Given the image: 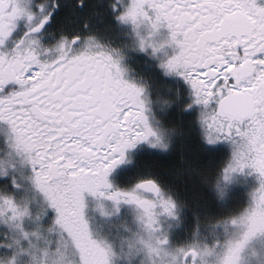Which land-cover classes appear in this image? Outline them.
<instances>
[{"label":"snow or ice","instance_id":"1","mask_svg":"<svg viewBox=\"0 0 264 264\" xmlns=\"http://www.w3.org/2000/svg\"><path fill=\"white\" fill-rule=\"evenodd\" d=\"M48 7L0 0V46L25 24L0 51V264H264V0H111L116 20L150 28L136 33L141 51L174 48L159 66L182 77L201 106L202 148L176 172L196 177L192 201L153 177L110 182L126 150L145 142L167 153L177 133L152 116L145 85L128 78L120 53L95 37L61 36L43 49L54 58L42 59L35 35L51 19ZM161 28L168 38L153 39ZM221 142L231 156L217 167ZM245 171L258 185L245 206L228 208L225 190ZM86 197L108 220L128 206L131 222L101 235Z\"/></svg>","mask_w":264,"mask_h":264},{"label":"flooded vegetation","instance_id":"2","mask_svg":"<svg viewBox=\"0 0 264 264\" xmlns=\"http://www.w3.org/2000/svg\"><path fill=\"white\" fill-rule=\"evenodd\" d=\"M37 2H39V0H37ZM46 2L49 4L46 11L51 13V19L44 28L35 35V38L44 33H47L52 37L50 39L51 42L53 39L58 41L61 36H82L83 32L85 34L88 33L98 36V29L107 24L109 31V38L107 40L108 48L118 50L117 46L119 41L128 44L129 49L127 51L119 52L123 58L122 64L129 69V79L145 85L147 89V101H158L160 97L170 100L173 106V109L168 111L170 116L175 113V104H179L180 102L187 103L194 100L190 86L182 77L177 75H166L163 69L159 66L161 61L166 58V55L170 56L174 54V48L166 45L155 54H153L151 48H146L144 51H141L140 48L133 49V46H139V37L136 34L137 31H139L140 35L147 36L150 28L147 25H141L139 29H134L131 24L121 23L116 20L115 13H113L110 7L111 0H94V5L93 3L92 5H89L84 0L82 7L77 5V0L76 2H74V0H46ZM74 3H76L77 7L76 12H74L73 9ZM53 4H58V7L53 9ZM99 10L102 11V14ZM65 15L72 16L79 24L78 27L74 28L72 31L59 30L57 28V23L63 24L62 18ZM20 22L23 21H19L18 23ZM85 25H87V27H85ZM167 38V28H161L153 37L155 40H165ZM126 39H128V42H126ZM48 47H50V44ZM47 53V55L42 54L41 58H54V51H49ZM15 87V85L10 86L12 89ZM153 110L156 111L157 108ZM138 147L139 145L137 144L134 148L126 150V152H133L135 159L133 161H127L129 165H125V167L119 169L116 173V177L118 178L115 179V183L123 188L131 186L137 182L138 179L153 177L164 182L167 186L171 187L175 193H178L172 183L173 176L171 175L172 172L170 170L166 171L165 174H161V176L158 172L154 173L151 170H148V167L144 166L149 161L148 159L166 158V160H164L165 163L161 162L158 163V165L161 168H170L173 163H171L169 159L173 155L174 149L169 154L161 155L159 153H154L153 151L150 152L146 149L140 152ZM218 148L221 155H224L226 150H231L230 145L227 142L219 143ZM134 150L136 151L134 152ZM124 162H122L121 165L124 164Z\"/></svg>","mask_w":264,"mask_h":264},{"label":"rangeland","instance_id":"3","mask_svg":"<svg viewBox=\"0 0 264 264\" xmlns=\"http://www.w3.org/2000/svg\"><path fill=\"white\" fill-rule=\"evenodd\" d=\"M24 31H25V24L23 21V22L18 23L17 29L13 32L12 36L6 41L5 45L0 46V50L10 51L14 47L16 40L23 34ZM97 35L98 36L91 35L88 33L85 34L83 32L82 34L83 37L82 36L81 37L82 38L88 37V36L95 37L96 41L99 44L108 48L107 40L109 38V31H103L101 30V27H100L97 31ZM51 38L52 37L48 35L47 33H44L36 37V39H38L40 42L42 52H43V49H52L54 45L56 44L57 40L53 39V41L51 42L50 41ZM126 42H128V39H126ZM49 44H50V47H48ZM117 48H118L117 50L118 52H125L129 49L128 44L123 43L121 41H119ZM132 48L138 49L140 47L133 46ZM50 52H53V51H50ZM47 54H48L47 52L43 53V55H47ZM148 103L152 109L151 114L155 118L156 121L164 120L166 122L167 120V122L169 123V119H171L173 115L169 116L168 112H167V115H165V111L172 110L173 106H171L170 109H168V106L164 105L162 108L161 104L155 100H152V102L148 101ZM189 104L191 105V108L186 109L185 106ZM175 106H176L175 115L180 116L179 118L180 121H178V123L176 124L177 127L174 124H172L171 121H170L171 124L169 123L171 127L175 128V132L177 133V135L173 139V144H172L170 151H168L167 153H163L158 150L150 148L147 145V143L141 142L138 144L139 145L138 149L140 150V152L146 149L150 152L153 151L154 153H159L161 155L169 154L173 149L175 150V147L178 145L181 148H186L188 145H190L192 143V136H193L192 134H194L197 137L198 143L200 145L199 148L200 149L202 148V145L199 139L201 130H200V125L198 121L201 106L193 103V100L187 103L180 102L179 104H175ZM155 108H157L156 111L153 110ZM6 128H7L6 124L0 123V148L3 147V138H4V135H6L7 133ZM216 147H217V150L219 151L218 145ZM136 150H134V152ZM184 153H185V149H184V152L181 154L183 155ZM224 155L220 154L219 158L216 161V166L217 165L218 167L222 166L224 163H226L230 159L231 150H226ZM187 158H190V157L187 156ZM134 159L135 157H134L133 152H126L125 160H124L125 162L124 164H122L123 166L119 164L112 170V172L109 175V180L111 183H113L114 186L121 187L119 184L115 183V179L118 178L116 177V173L119 171L120 168L125 167V165H129L127 161H133ZM183 167L187 169L188 165L186 164ZM174 174L172 175L173 177H175ZM184 176L189 177L191 175L185 172ZM257 185H258V181L256 179L255 173L249 174L248 171H245L244 173H237L233 179V183L230 186H228L225 190L226 191V195H225L226 207L232 208V209H238V208L245 206L248 203L249 194L257 187ZM176 194L179 195L181 198H184V199L190 198L191 199L190 201L193 200V198L190 195H187V194L183 195L182 192L176 193ZM184 196H187V198ZM86 200L88 202L87 214L91 218L93 228L97 230L101 235L111 232L113 236H116L118 233L122 232L123 230L122 225H124L125 223L131 222L132 214L130 212V209L126 205L121 207V213L119 217H114L113 219L108 220V219L101 217L98 214V208H99L100 202L94 201L92 197H86ZM107 207L108 205L105 204V208ZM254 251L255 249H250L249 255L251 256Z\"/></svg>","mask_w":264,"mask_h":264},{"label":"trees","instance_id":"4","mask_svg":"<svg viewBox=\"0 0 264 264\" xmlns=\"http://www.w3.org/2000/svg\"><path fill=\"white\" fill-rule=\"evenodd\" d=\"M89 5H94V0H85ZM74 2H76V0H74ZM73 9L74 12L77 11V7H76V3H74L73 5ZM99 12L102 14V11L99 10ZM63 20V24L62 23H57V28L59 30H67V31H72L74 28L78 27V23L77 21L72 17V16H64L62 18ZM96 27V26H95ZM101 30L103 31H108V25L106 24L104 27H101ZM9 90H13L12 88H9ZM180 116L175 115V113L173 114V116L171 117V119L169 120V123L171 121L172 124H174L176 126V124L178 123V121H180ZM170 123V124H171ZM177 127V126H176ZM192 143L190 145H188L186 148H181L179 145L175 147V150L173 152V155L170 157V161L172 164V166L169 168H161L159 167L158 163L164 162V160H166V158H157V159H148L149 161L147 162L146 167H148V170H151L154 173H157L159 175L161 174H165L166 171H171L174 173L177 172L178 169H185L183 166L184 165H189L190 161L194 158V156L200 151L199 148V143L197 140V137L192 134ZM185 149V153L182 155L181 153L184 152ZM186 156V157H184ZM190 157V158H187ZM181 157H184V163H181ZM186 159V160H185ZM218 167V165H217ZM174 171H173V170ZM171 174V175H173ZM175 177H173L172 179V183L174 185V187L176 188V192L180 193L182 192L183 195L187 194L190 195L193 200L201 194V188L198 184V181L196 179V177L194 175L191 176H184L182 179L177 180L176 179V174H174ZM162 176V175H161ZM187 198V196H184ZM188 199V198H187ZM189 201L191 200L190 198L188 199Z\"/></svg>","mask_w":264,"mask_h":264}]
</instances>
